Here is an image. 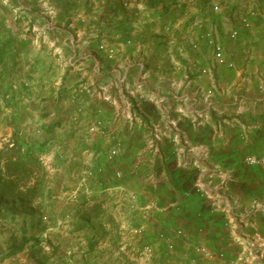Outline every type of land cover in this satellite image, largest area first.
Here are the masks:
<instances>
[{"label": "crops", "instance_id": "0c3cea01", "mask_svg": "<svg viewBox=\"0 0 264 264\" xmlns=\"http://www.w3.org/2000/svg\"><path fill=\"white\" fill-rule=\"evenodd\" d=\"M215 1L68 0V48L15 85L48 140L47 210L15 220L40 243L0 264H264V0Z\"/></svg>", "mask_w": 264, "mask_h": 264}, {"label": "rangeland", "instance_id": "374dc122", "mask_svg": "<svg viewBox=\"0 0 264 264\" xmlns=\"http://www.w3.org/2000/svg\"><path fill=\"white\" fill-rule=\"evenodd\" d=\"M69 5L68 0H0V33L15 41L13 48L19 63V66L10 74V80L15 83V80L23 82L30 80L27 73L33 74L30 62L34 57H38L44 68H46L49 55L62 54L63 47L59 45L68 48L71 35L70 29L66 26L70 22L69 18L72 17V12L65 10ZM65 18L69 19V22H66L67 24L64 23ZM230 37L234 38L233 41H235V33ZM35 65H37L36 62ZM24 89H26L25 86ZM11 114L12 109L5 107L0 101V150L11 144L13 134V129L9 125ZM22 116L24 118L20 128L30 134L35 118L31 112L26 113L24 110ZM25 122H29L28 125H25ZM37 199L41 200L39 204H35V202V205L23 207L21 208V213H8L4 209L0 210V253L4 251L2 253L6 255L14 245H18L21 242L22 238L20 236L22 234L28 235L31 231V229L26 230V228H22L24 230L18 229L19 227L15 223L16 218L29 217L33 213L46 212L48 199L46 197L42 199V195ZM30 210L33 213L29 214ZM43 217L46 218L45 214L42 215ZM14 225H16V228L13 227ZM61 227L62 224L59 226L60 230H62ZM14 229L16 230L12 231ZM27 239L30 242L28 249L31 250L30 245L38 240L32 242L31 238ZM38 242L40 243V241ZM41 245L45 250L40 248L38 256H44L43 251L48 252L50 250L48 236L42 238Z\"/></svg>", "mask_w": 264, "mask_h": 264}, {"label": "trees", "instance_id": "16d2710c", "mask_svg": "<svg viewBox=\"0 0 264 264\" xmlns=\"http://www.w3.org/2000/svg\"><path fill=\"white\" fill-rule=\"evenodd\" d=\"M172 0H145L146 6L155 9L159 6L169 10ZM174 1V0H173ZM15 41L0 33V101L5 107L12 109L9 125L13 129L11 144L0 150V210L8 213H21V208L30 207L40 197L44 184V166L41 157L46 153L48 140L34 141L20 127L23 121L22 94L16 83L10 80V74L19 66L17 54L14 52ZM17 81V80H15ZM25 111V110H24ZM30 209V208H29ZM29 214L33 213L31 210ZM21 242L14 245L5 256H14L29 245L28 239L22 235ZM38 244L32 243L33 246ZM45 262L44 256H38Z\"/></svg>", "mask_w": 264, "mask_h": 264}, {"label": "built area", "instance_id": "2783aa9c", "mask_svg": "<svg viewBox=\"0 0 264 264\" xmlns=\"http://www.w3.org/2000/svg\"><path fill=\"white\" fill-rule=\"evenodd\" d=\"M110 53H111V51H110ZM215 59L218 60V61H221V50L219 48H216V50H215ZM201 73L203 75H205L207 73V70L204 69ZM246 163L249 164V165H259V166L264 168V155L261 156L258 159L248 158V159H246ZM195 192L197 194H200V195L204 194V193H202L203 191L201 190V188L198 187V186L195 188ZM144 252L148 253L149 249L148 248L144 249Z\"/></svg>", "mask_w": 264, "mask_h": 264}]
</instances>
